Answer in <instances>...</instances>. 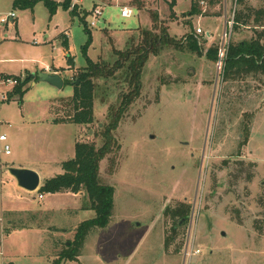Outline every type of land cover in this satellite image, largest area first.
I'll return each mask as SVG.
<instances>
[{
    "label": "rangeland",
    "instance_id": "rangeland-1",
    "mask_svg": "<svg viewBox=\"0 0 264 264\" xmlns=\"http://www.w3.org/2000/svg\"><path fill=\"white\" fill-rule=\"evenodd\" d=\"M171 2L80 0L78 15L59 6L51 16L43 1L19 9L13 0H0V15L16 13L13 22L0 25V73L24 79L57 70L65 81L59 88L32 80L21 99L15 95L0 104V135H7L12 151L0 152V264H55L76 227L95 217L85 191H28L8 168H35L43 183L63 173L78 141L102 145V131L133 89L128 63L95 80L92 123L58 121L63 115L53 105L74 95L72 78L88 67L87 55L113 67L116 50L134 47L143 30L157 24L153 13L178 41L198 27L211 37L202 54L187 43H167L150 55L141 93L113 131V151L100 162L102 183L115 188L110 223L91 231L77 259L60 264H264V77L218 76L217 60L207 55L210 47H220L226 27L229 44L250 39L253 29L231 28L225 20L234 10L263 8L264 0L201 3L203 14L192 16V0ZM120 5L131 6L133 14L123 17ZM96 6L103 14L92 26ZM84 20L92 32L87 55ZM11 88L0 80V100ZM182 203L191 209L179 225L172 211ZM10 208L29 226L8 230ZM189 244L201 253L187 259Z\"/></svg>",
    "mask_w": 264,
    "mask_h": 264
},
{
    "label": "trees",
    "instance_id": "trees-1",
    "mask_svg": "<svg viewBox=\"0 0 264 264\" xmlns=\"http://www.w3.org/2000/svg\"><path fill=\"white\" fill-rule=\"evenodd\" d=\"M40 1L45 3L51 16L54 15L59 6L70 10L73 15L79 14V5L71 8L72 0H14L13 6L19 9H33ZM244 1L236 0L237 4L245 6ZM202 2H208L210 5L215 6L221 0H192V6L188 14L191 16L203 14L200 5ZM171 4L174 5L175 0H172ZM138 6L142 8L140 1H138ZM248 9L242 8L235 11L233 28L237 29L244 26L253 29L254 34L250 39H241L230 43L225 66L227 77L232 76L233 73L260 74V76L264 77V7L255 11L250 9L246 12ZM152 16L157 24L150 30H143L142 41L134 47L124 51L116 50L118 59L114 66L109 68L99 62L95 63L88 57L87 48L92 40V32L84 20L85 29L89 33L88 43L83 47V52L87 55L88 67L81 69L79 74L73 78V84L75 86L74 95L70 98L62 99L53 105L55 113H62L63 115L57 120L77 124L92 123L94 120L95 80L100 77L109 76L110 74L113 75V72L124 67L125 63H128L127 69L132 72L130 81L133 89L129 93L123 94L114 121L102 131V145L97 146L95 143L78 141L76 143L75 157L63 162V173L47 178L38 190L42 194H56L64 191L79 193L85 191L90 202L88 208H92L96 213L94 218L85 220L76 227L74 239L69 242V245H65L56 259L55 264H60L64 260L77 259L91 231L94 228H104L110 223L114 209L115 188L112 185L102 183L99 173L100 162L113 151L117 142L113 131L119 126L120 120L130 104L141 93V76L150 55L157 54L163 45L167 43L179 47L187 43L192 52L203 53V43L207 40L205 38L202 40L200 36H197L196 31L187 33L183 37V41H178L176 38L169 36L166 25H158L157 14L153 13ZM60 36L64 47L69 49L67 34L62 33ZM218 52L219 47H210L207 55L217 60ZM69 61L73 63V58L70 57ZM8 78L17 79L18 83L6 91L5 99L7 100L15 95L21 99L26 93V85L33 80L29 76L23 79L19 76L0 73V80ZM4 100H0V104ZM249 135L248 130L243 141L244 143L247 142ZM190 209L189 204L182 203L172 211V214L178 217L179 225L187 222ZM16 213L14 211L7 212V215L11 216L8 219V230L9 228L16 229L29 226L28 223L21 221V217L15 216Z\"/></svg>",
    "mask_w": 264,
    "mask_h": 264
},
{
    "label": "built area",
    "instance_id": "built-area-1",
    "mask_svg": "<svg viewBox=\"0 0 264 264\" xmlns=\"http://www.w3.org/2000/svg\"><path fill=\"white\" fill-rule=\"evenodd\" d=\"M80 0H72V5L71 8H74L76 5H79ZM202 4H205V2H202ZM121 7V15L125 18L130 17L133 14V8L131 6L127 5H120ZM93 14V19L91 21L92 26H96L99 23L100 16L103 14V11L100 6H96L92 10ZM16 18V13L11 11L5 15H0V25H7L10 22H13ZM226 24L230 25L231 28L235 23V10L233 11L232 16L229 19H226ZM228 27H226L225 32H224V40L220 44L219 47V52H218V57H217V75H221L225 73V66H226V59L228 55V49H229V39H228ZM196 35L199 36L200 34H203L205 39L208 41L209 37H211L210 33H205L204 30L200 27L196 28ZM231 37V36H230ZM1 43V40H0ZM18 83L17 79L14 78H8L3 80V84L11 85L14 86ZM2 95V100L6 98V95L3 93ZM8 138L6 134H1L0 135V142L3 143V148H1L0 152L5 153L7 155H10L12 153L11 151V146L8 144ZM1 165V164H0ZM201 253L200 249H196L195 246L192 244H189L186 246L184 255L185 258L190 259L194 255Z\"/></svg>",
    "mask_w": 264,
    "mask_h": 264
},
{
    "label": "water",
    "instance_id": "water-1",
    "mask_svg": "<svg viewBox=\"0 0 264 264\" xmlns=\"http://www.w3.org/2000/svg\"><path fill=\"white\" fill-rule=\"evenodd\" d=\"M33 80H39L47 82L56 87H63L64 79L58 73H48L42 71L33 72L30 75ZM36 81L33 82L35 84ZM9 173L16 179L18 186L28 191L39 190L41 186V177L39 173L31 168L23 167H10L8 168Z\"/></svg>",
    "mask_w": 264,
    "mask_h": 264
},
{
    "label": "crops",
    "instance_id": "crops-1",
    "mask_svg": "<svg viewBox=\"0 0 264 264\" xmlns=\"http://www.w3.org/2000/svg\"><path fill=\"white\" fill-rule=\"evenodd\" d=\"M14 1V0H13ZM103 25H105V22L103 23ZM69 51V49H66V52H68ZM53 73H58V74H60L61 75V73L59 72V71H57V70H54L53 71ZM73 79V78H72ZM64 83H65V81H64ZM22 167H26V166H22ZM32 168V167H31ZM32 169H35V168H32ZM36 170V169H35ZM41 185H42V182H41ZM7 211L6 212H8V211H17V209H13V208H10V209H6Z\"/></svg>",
    "mask_w": 264,
    "mask_h": 264
}]
</instances>
